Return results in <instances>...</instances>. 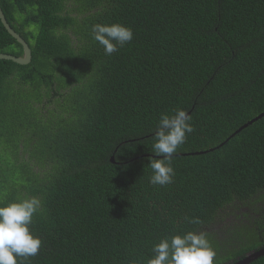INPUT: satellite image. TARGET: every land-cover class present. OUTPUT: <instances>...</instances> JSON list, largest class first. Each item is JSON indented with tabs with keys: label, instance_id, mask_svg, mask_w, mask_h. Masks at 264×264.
Masks as SVG:
<instances>
[{
	"label": "trees",
	"instance_id": "trees-1",
	"mask_svg": "<svg viewBox=\"0 0 264 264\" xmlns=\"http://www.w3.org/2000/svg\"><path fill=\"white\" fill-rule=\"evenodd\" d=\"M0 6L32 53L0 60V206L42 201L30 229L43 244L26 264H147L188 231L207 235L214 264L264 248V116L252 121L264 113V0ZM117 22L134 38L107 56L91 27ZM0 53L23 55L1 23ZM177 108L194 131L173 183L152 185L155 129Z\"/></svg>",
	"mask_w": 264,
	"mask_h": 264
},
{
	"label": "clouds",
	"instance_id": "clouds-1",
	"mask_svg": "<svg viewBox=\"0 0 264 264\" xmlns=\"http://www.w3.org/2000/svg\"><path fill=\"white\" fill-rule=\"evenodd\" d=\"M92 39L111 56L129 44L134 33L122 23H95L91 27ZM193 117L186 110L177 108L174 113H162L157 123L152 146L159 158H149L152 170L149 183L165 186L173 183L174 154L194 131ZM42 210L37 196L21 199L0 206V264H26L39 254L43 241L35 235L30 225L33 217ZM189 223H199L198 218H186ZM153 255L147 264H214L216 251L204 232L188 231L162 238L151 249Z\"/></svg>",
	"mask_w": 264,
	"mask_h": 264
},
{
	"label": "water",
	"instance_id": "water-1",
	"mask_svg": "<svg viewBox=\"0 0 264 264\" xmlns=\"http://www.w3.org/2000/svg\"><path fill=\"white\" fill-rule=\"evenodd\" d=\"M0 23L3 25L6 32L22 47V50H23V55L20 57H16V56H13L10 54L0 53V60L11 61V62L19 64V65H26V64L30 63V61H31V49H30L29 45L9 25V23L7 22L6 17H5V15L1 9V6H0ZM263 116H264V113L252 121H255L258 118H261ZM245 127H247V125H245L244 128ZM198 154H201V152ZM263 256H264V248L260 249L256 252L249 253L243 260H240L237 264H249L252 261H254L260 257H263Z\"/></svg>",
	"mask_w": 264,
	"mask_h": 264
},
{
	"label": "flooded vegetation",
	"instance_id": "flooded-vegetation-1",
	"mask_svg": "<svg viewBox=\"0 0 264 264\" xmlns=\"http://www.w3.org/2000/svg\"><path fill=\"white\" fill-rule=\"evenodd\" d=\"M31 49V48H30ZM32 54V53H31ZM264 203V202H263ZM262 203V204H263ZM259 206V208H261V212H263L264 213V204L263 205H261V204H258ZM241 212H243V213H248L249 215H252V214H255V210H254V208L253 209H248V208H242L241 209ZM233 217H230L227 221H226V226L220 231V233H219V237H228L230 234L228 233L229 231H231L230 230V228H231V226H232V224H233ZM216 229H221V227H217ZM217 235V234H216ZM217 240H220V239H217ZM263 249V248H262ZM254 252V251H253ZM256 252V251H255ZM252 253V252H251ZM249 253H247L246 254V256L248 255ZM264 257V256H263ZM263 257H260V258H258V259H256V260H254V261H252L251 263H249V264H257L259 261L258 260H260V259H262ZM245 258V257H244ZM243 258V259H244ZM243 259H240V260H243ZM240 260H237L236 261V263H233V264H237ZM261 263L260 264H264V260H262V261H260ZM228 263H230V262H228Z\"/></svg>",
	"mask_w": 264,
	"mask_h": 264
}]
</instances>
